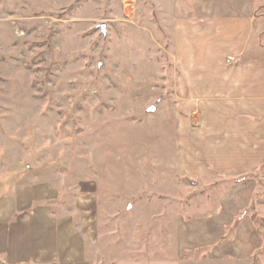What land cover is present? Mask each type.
Here are the masks:
<instances>
[{"label": "rangeland", "instance_id": "374dc122", "mask_svg": "<svg viewBox=\"0 0 264 264\" xmlns=\"http://www.w3.org/2000/svg\"><path fill=\"white\" fill-rule=\"evenodd\" d=\"M169 3L0 0V202L76 222L85 206L97 264L204 259L187 236L176 255L178 227L219 216L243 181L179 169L180 126L190 131L202 112L179 89ZM245 179L262 241L245 264H264V167ZM238 222L217 242L235 240Z\"/></svg>", "mask_w": 264, "mask_h": 264}, {"label": "crops", "instance_id": "0c3cea01", "mask_svg": "<svg viewBox=\"0 0 264 264\" xmlns=\"http://www.w3.org/2000/svg\"><path fill=\"white\" fill-rule=\"evenodd\" d=\"M169 1L179 89L202 112L190 131L180 126V154L188 161L179 169L243 181L233 194L221 198L219 216L178 227L176 255L188 248L181 245L187 236L190 250L208 252L204 259L120 258L112 264H245L262 242L258 228L246 218L251 217L252 199L244 191L253 185L246 176L264 167V6L260 0ZM227 58L235 62L227 65ZM211 138L218 141L212 143ZM4 203L0 202V264H97L102 259L95 244L96 217L85 206L76 222L47 206L24 214L15 200L8 203V211ZM236 216L235 240L218 243Z\"/></svg>", "mask_w": 264, "mask_h": 264}]
</instances>
